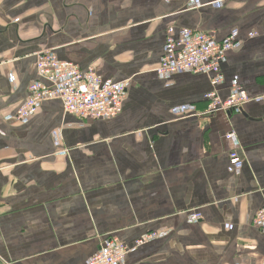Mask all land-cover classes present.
Listing matches in <instances>:
<instances>
[{"label":"crops","instance_id":"0c3cea01","mask_svg":"<svg viewBox=\"0 0 264 264\" xmlns=\"http://www.w3.org/2000/svg\"><path fill=\"white\" fill-rule=\"evenodd\" d=\"M169 27L235 37L216 94L241 86L237 112L177 119L212 88L155 73ZM45 50L126 84L122 113L79 119L47 101L16 120ZM261 207L264 0H0V264H85L108 236L153 233L121 264H262Z\"/></svg>","mask_w":264,"mask_h":264},{"label":"built area","instance_id":"2783aa9c","mask_svg":"<svg viewBox=\"0 0 264 264\" xmlns=\"http://www.w3.org/2000/svg\"><path fill=\"white\" fill-rule=\"evenodd\" d=\"M254 35H251L252 37ZM233 35L217 41L209 33L198 29L169 27L166 29L162 55L155 73L162 78L180 73L204 74L208 77L211 91L204 94L206 109L198 112L194 106H177V119L212 116L217 113L237 112L249 97L245 90L232 84L231 94L220 98L216 89L223 84L222 66L227 54L236 46ZM36 74L27 89V98L16 112V120L23 121L34 116L40 105L47 101H59L63 111L79 119L110 120L118 117L123 110L126 84L103 78L92 67L79 66L60 61L50 51H42L36 57ZM232 132L225 139H233ZM232 168L240 164L237 150L229 153ZM199 214H193L191 221L197 223ZM250 226L264 234V207L259 208L250 220ZM158 237L149 234L133 242L130 247L111 235L101 240L98 250L85 264H121L132 248H139ZM264 264V261L263 263Z\"/></svg>","mask_w":264,"mask_h":264}]
</instances>
